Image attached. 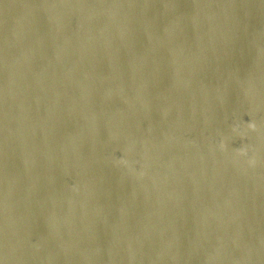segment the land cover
<instances>
[{
  "label": "water",
  "instance_id": "water-1",
  "mask_svg": "<svg viewBox=\"0 0 264 264\" xmlns=\"http://www.w3.org/2000/svg\"><path fill=\"white\" fill-rule=\"evenodd\" d=\"M0 264H264V0H0Z\"/></svg>",
  "mask_w": 264,
  "mask_h": 264
}]
</instances>
